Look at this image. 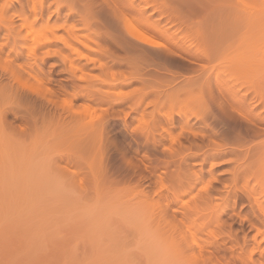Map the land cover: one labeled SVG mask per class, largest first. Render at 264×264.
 I'll use <instances>...</instances> for the list:
<instances>
[{
	"label": "rangeland",
	"instance_id": "rangeland-1",
	"mask_svg": "<svg viewBox=\"0 0 264 264\" xmlns=\"http://www.w3.org/2000/svg\"><path fill=\"white\" fill-rule=\"evenodd\" d=\"M14 2L17 7L18 3ZM56 2H59L62 7L59 15L54 12L57 6ZM132 2V0H45V4L51 8L50 21L48 17H44L45 20L37 17L38 20L35 21L33 19L35 15L29 6H25L24 13L17 10V7L8 9L2 15L7 23L10 18L15 21L16 32L20 34L17 36L18 39L9 36L11 32L3 29L5 28L4 24L0 21V31L2 32H0L2 37L0 38L2 41H0L3 42L4 51L7 49L6 55L3 52L5 56L0 54V202L8 201L5 204L7 211L3 210V203H0L2 208L0 218L5 215H2L1 212H6L7 215H5L7 222L4 223L3 220V224L0 225L1 229L5 225L4 229L0 230V264H90V261L91 264H103L104 262L106 264L108 261L107 264H118V261L120 264L122 262L130 264L134 260L142 259L141 257L147 256V254L149 256L142 259L145 264H158V256L162 251L159 252L158 249L156 250L158 247L154 249V246L150 245H146L148 247L146 248L140 241L142 239L141 231H145L143 229L148 226L152 228L155 226V232H152L154 234H151V238L153 236L152 240L156 241L155 234L158 233L160 227H170L162 229L168 232L166 235L162 230L157 235L158 237L164 235L160 236V239L161 237L165 238L167 244V248L164 245L167 249H163L164 251L170 252L171 250V255H178L176 256L178 259L175 256L171 258H174L175 263L176 259L179 261L185 259L184 264L186 262V264H191L190 261L194 256V261H197L192 262L194 264L198 261V264H264V251L260 252V249L264 250V247L257 250V245L254 244L256 241L252 239L254 238L253 233L257 232L258 224L263 227L260 222L261 217L250 207L244 189L247 187L244 186V184L247 185V179H244V182L242 180L246 178L243 176H246L247 173L249 177L251 171L244 159L245 156L238 154L240 150L248 148L245 149L244 145L250 142V139L248 140L250 134L246 130V121H242L236 115L234 107L231 105L236 103L232 97L233 87H230L233 86L232 81L235 78L231 77L236 72L237 76H241L242 73L240 75V71L235 69L233 60L230 66L221 72H216L214 68L209 69L204 80H199L194 75L198 70H202L201 65L205 64L202 53L206 52L210 46L220 45L229 36L234 37L239 34V42L248 52V34L245 35L247 29L243 23L244 20L242 22L240 19L244 17L242 8L239 6L240 0H134ZM247 2L252 4V0H247ZM32 3L35 13H39V0H33ZM74 4H88L90 7L78 14L70 7ZM92 5L95 7H91ZM229 6H233L236 13L233 10L230 11ZM121 16L128 17L141 30L140 32H146L164 47H150L151 45L135 38V35H129L120 23L119 17ZM236 16L240 18L237 19ZM46 22H48L49 30L46 27ZM61 23H63V29L60 26ZM41 27H46V29ZM54 29L62 37L69 34L67 35L68 41L77 47L82 45L74 41V37L80 35V38L83 37V39L84 36L91 41L93 38L96 39H93L96 42L92 43L93 49H90L92 52L87 50L89 48L82 46V48H86V54H84V49L82 51L79 47L81 50L79 51L83 53L81 58L71 48H65L62 42H53L50 46L46 44L43 46L40 44L41 42L37 43L38 36L40 37L41 34L50 35ZM3 30L7 32V36ZM14 32L15 30H13V35L16 34ZM67 36L64 38L67 39ZM4 42L7 43L6 47H4ZM23 44L24 47H22ZM70 49L73 54H70ZM84 55L92 58L93 61L89 62L90 58ZM61 58H64V61ZM2 63H7L6 67H10L14 71L3 68ZM221 79H224V83ZM240 82L237 85L234 82V88L240 85ZM33 84L34 86H32ZM213 84L221 97L220 111L215 113L211 120H208L200 114L198 108L189 106L186 100L195 87L207 86L211 90ZM66 101L67 103H65ZM64 108L69 112H65ZM70 111H74L75 115ZM232 111L234 112L232 113ZM180 118L184 121H177ZM91 122L92 130L88 128ZM86 125H89L86 127L87 131L84 128ZM181 125L185 127L182 128ZM100 130L104 131L100 133ZM198 134H200L197 136L198 140L199 137L201 139L197 140L199 143L195 148L194 145L191 146L189 139ZM164 135L165 137H163ZM186 135H190L187 140ZM183 145L185 148L182 147ZM217 145L223 147H217ZM177 148L186 150L185 152L179 150L180 154L175 150ZM176 152L180 155L177 156ZM172 153L174 156L171 155ZM232 153L237 154L233 155ZM34 158L37 161L36 165L35 160L32 162ZM182 158L184 163L181 165ZM127 161H132V164ZM166 161L167 163H165ZM44 164L48 166L47 168L45 165V168L48 169L46 172L39 169L40 165L42 167ZM15 165L19 167L17 173L13 172L15 168L12 170ZM183 168L185 169L183 170ZM56 170L57 173H53ZM185 170L189 171L184 173ZM39 171L45 173V176L42 174L47 180L42 179L46 186L41 181L43 188L37 191L34 183L38 182L37 178L42 177ZM38 172L39 177H37ZM58 172L63 173L58 174ZM192 172L193 174L198 172L199 181L195 179L197 182L192 183L193 187L190 186L189 191L183 190L187 185L183 187L181 183L193 180L195 176H192ZM186 173L193 178L189 179L190 175L188 176ZM194 181H190L188 186ZM236 182L241 186H239L240 188L244 187L241 189L244 191H240ZM58 187L67 189V191L60 189L62 190L60 192ZM44 188L51 192L52 188L58 190V196L54 194L56 191L48 193ZM73 192L78 197L73 196ZM172 192L176 193H173L175 196H179L178 200L174 195L173 198L171 197ZM25 193L28 198L24 199L27 205L34 200V205L31 208L26 207L28 210L24 209L25 201L23 205ZM88 193H92V195H86ZM34 194L40 199L48 194L53 197H44L43 203L41 202L42 206L40 205L41 208L37 209L40 199L28 197V195L34 196ZM201 194L210 199L207 210L205 207L203 208L205 212L201 213L206 215L207 212L217 210L218 216L221 215L219 216L220 221L219 217L218 220L214 218L216 221H213L212 218L213 222L207 218L210 220H205L206 225L200 224L204 227V229L202 227L203 230L199 225L200 228H196L198 224L196 217L195 221L192 220L194 217L187 218V221L182 217L184 212L181 214V211L186 209L182 206H193L194 208L197 202H202L205 198L201 199ZM157 195L161 197H157ZM167 196L176 199L177 204H173L175 201L171 200L172 203ZM48 198H50L48 202H53L56 199L60 201L57 203L55 201L56 205L51 206V203L46 202ZM75 198L78 203L75 202L72 205ZM153 198L155 199L153 200ZM161 198H166L168 201H163V199L160 201ZM208 199L206 200L208 201ZM148 200L152 201V205L147 202ZM153 201L156 203L155 206L158 203L160 207L169 202L171 212L173 207L177 209L175 213L177 219L174 220V224L172 223L177 227L173 229L172 225H168V223H164V220L162 221V218L161 220L158 218V216L161 217V208L158 205V208H155ZM178 201L180 202L178 203ZM81 202L99 207L97 211L96 208L92 206L93 209L90 206V209L96 210L98 213L91 212L93 211L91 210L89 213H92L93 216L95 214V216L90 219L89 215L91 214L87 215L84 205V208L79 206ZM144 204L147 205L142 210ZM68 205L72 206L68 207ZM8 206L11 207L9 210ZM199 206L201 207V205ZM36 209L39 212H36ZM153 209H159V211H153ZM18 210L31 211L29 212L30 218L26 212L27 215L22 214L23 220L18 218V214H16ZM21 213L19 212V214ZM100 213L105 216L107 214V217L108 214H113L112 216L118 219L110 223L113 218L110 216L111 220L109 218L110 221H107L106 224L103 219L106 217L100 216ZM211 214L206 217H212ZM239 214L242 218L238 217ZM13 215L17 218H14ZM144 215H152V218ZM201 215L198 219L199 223L204 222H200L204 219H201ZM25 216H27L26 220ZM128 216L139 218L138 227L136 223L133 224L136 229L134 241H129L122 231L123 225L129 224L128 221H124V217ZM143 216L146 220H143ZM138 218H136L137 221ZM136 219H134L135 221L132 219L133 223L136 222ZM101 220H104V223ZM158 220L163 223V226L160 222V225L157 224ZM33 221L35 223H32ZM175 221L181 224L179 223L178 226ZM189 221L191 223L193 221L195 224H191ZM206 221L211 223L209 222L208 225ZM217 221L221 223L217 224ZM94 222H96L95 228L91 225H95ZM97 224L102 226L101 230ZM102 224L108 225V228ZM97 227L98 230H96ZM167 229H173V231L169 230L172 233ZM180 231H183L184 234L182 232L180 234ZM147 233L149 232L147 231ZM169 233L171 241L169 238L166 239L169 237ZM172 234L175 236L174 238ZM190 234V240H188ZM208 234L214 236L211 238L216 239L210 240ZM244 235H247V239L243 238ZM191 239L198 241L200 247L196 241L194 242L196 245L192 244ZM205 239H209L213 243L211 244L210 241L207 243ZM214 240H218L217 245L214 244L216 242ZM243 241H245L244 244ZM97 242L101 247L103 246V249L100 250L99 246H96ZM163 242L164 239L161 243L165 244ZM161 243L159 247H161ZM168 243H171V246ZM219 243L223 245L221 246ZM119 244L120 250H117L116 246ZM158 244L152 243L155 246ZM180 244L181 246H178ZM114 247L116 251L113 250ZM178 247H182V249ZM251 247L255 251L253 254ZM136 248L139 249V254L133 251ZM249 249L251 252L248 251ZM125 251L128 252L126 255H129V257L125 255L127 260L125 257L121 258ZM178 252L182 255L179 256ZM247 253L253 255L252 262L247 259L251 254L248 256ZM198 254H200L199 259L197 258ZM106 255L108 261L105 259ZM113 255L119 256L121 259L116 258L117 262L113 260L114 263H112L111 260L115 259ZM180 257L181 259H179ZM100 258L102 261L99 260ZM188 259L190 261H187ZM168 260L167 263L170 264Z\"/></svg>",
	"mask_w": 264,
	"mask_h": 264
},
{
	"label": "bare ground",
	"instance_id": "bare-ground-1",
	"mask_svg": "<svg viewBox=\"0 0 264 264\" xmlns=\"http://www.w3.org/2000/svg\"><path fill=\"white\" fill-rule=\"evenodd\" d=\"M3 1V0H2ZM2 1L0 0V3H2ZM14 1H16L17 3H18V8L16 7V5H15V2ZM128 1V0H127ZM133 2H134V0H132ZM33 0H4L3 1V3L1 4L3 7L2 8H0V15H1V17H0V21H1V23H3L4 24V27L5 28H3V29H5L6 31L8 30V31H10L11 32V34L9 33V36L11 35V37L13 36V38L15 39V37L18 39V37L17 36H19V34L20 33H18V32H16L17 30H16V26H15V21L14 20H11V18H10V20H8V23H7V20L6 19H4V18H2V15L4 14V13H6L7 12V10L8 9H12V8H17V10H19L21 13H24V9H25V6H29V8H30V10H31V12L32 13H34L33 15H35V17L32 15V17H34L33 19H35V21H37L38 19H36L37 17H40V19H42V20H45V18L44 17H48V20L50 21V6L49 5H47V4H45V0H39V8H40V10H39V13H35V8H34V5H33ZM132 2V3H133ZM56 4H57V6H56V10H54V12L56 13V14H60V12H61V10H62V7H61V4L59 3V2H56ZM252 4L254 5V7L253 8H249V9H244V8H242L241 9V11L243 12L242 14L244 15V17L243 18H240V17H237V19L238 18H240L241 20H242V22H243V20H244V24H245V27H246V31H245V35H247L248 34V41H249V43H248V53H249V55H248V57L247 58H240V57H237V58H235L234 59V63H235V69H238L237 71H240V75H241V73H242V75H243V77H242V75L241 76H237V72L236 73H234L235 75H231L230 77L231 78H235V80L233 79V81H232V85L233 86H230L232 89H233V91H232V97H234V102H236V103H233V104H231V105H233V110L235 111V113H236V115H238L241 119H242V121L243 120H245L246 121V126H247V128H246V130H248V134H250V138H248V140L250 139V142H248V141H246V142H248L246 145H244L245 146V149H246V147H248L245 151V157L246 156H249V155H251V159H246V161H247V163H248V168H249V170L251 171L250 172V175H249V177H248V173L246 174V176H243V177H246V178H243L242 180H243V182H244V179H247V181H246V183H247V185H245L244 184V186L246 187V188H244L245 189V192H246V197H247V201L250 203H248L249 205H251L250 207H252L253 208V210H254V212L259 216V217H261V220H260V222H261V224L263 225V227L262 226H259V224H258V226H257V232H254V233H256L255 234V236H254V233H253V237L254 238H252V239H254L256 242H254V240H253V242H254V244L256 243V249L258 250V248H263L264 246V166H262V164H261V154L262 153H264V75H262V73H264V67H262V65H261V61H260V57H259V47H260V40H261V36H262V34H264V7H262V5H261V0H252ZM234 6V5H233ZM233 6H229L228 8H229V10L230 11H234V8H235V6H234V8H233ZM233 8V9H232ZM235 12V11H234ZM236 13V12H235ZM238 15H239V13H237ZM20 15H22V14H20ZM20 15H18L19 16V18H20ZM46 15V16H45ZM240 16H241V14H240ZM17 17V16H16ZM59 17V16H58ZM242 17V16H241ZM44 18V19H43ZM17 19V18H16ZM19 20V19H18ZM21 20V19H20ZM47 20V19H46ZM67 21H68V24H69V20L67 19ZM66 21V22H67ZM240 21V20H239ZM43 22V21H42ZM62 22H64V21H62ZM241 22V21H240ZM41 24V23H40ZM43 24V23H42ZM47 26V28H48V22H46L45 23ZM49 24H51V23H49ZM67 23H65V25L67 26L68 25ZM44 25V24H43ZM52 25V24H51ZM60 26H61V28H62V26H63V23H61L60 24ZM46 27L44 28V27H41V28H44V29H46ZM56 27V26H55ZM68 27H69V25H68ZM57 28V27H56ZM71 28V27H70ZM63 29V28H62ZM69 29V28H68ZM68 29H66V30H68ZM13 30H15V32L14 33H16V34H14L13 35ZM48 30H49V28H48ZM51 30H53L52 28H51ZM70 30V29H69ZM68 30V31H69ZM4 31V30H3ZM6 31H4V32H6ZM64 31H65V29H64ZM141 31V30H140ZM1 32V31H0ZM3 32V33H4ZM73 32V31H72ZM71 32V33H72ZM2 33V32H1ZM43 33V32H42ZM44 33H45V31H44ZM66 33H67V31H66ZM74 33V32H73ZM144 33V35L145 36H147V37H150L151 38V36L149 35V34H147L146 32H143ZM6 34V36H7V32L5 33ZM4 34V35H5ZM75 34V36H77V34L76 33H74ZM1 35V34H0ZM61 34H58L57 33V30H55L54 29V31L52 32V33H50V35H48V34H46V35H44V34H41L40 35V37L38 36V38H36V40H37V43H39V42H41L40 44L41 45H43V46H46V45H52V43L53 42H57V43H60V42H62L63 44L62 45H64L65 46V48L66 47H69V48H71L72 49V51L76 54V53H78L79 54V56L82 58L83 57V53L82 52H80L81 50H80V48L82 49V51H83V49H84V54H86L85 53V49L86 48H89V49H87V50H90L91 48L93 49V46H92V43L93 42H96V41H93V39H92V41L89 39V38H87V37H85L84 36V39H83V37H82V35H81V37L82 38H80V35H79V37L77 36L76 38H77V40H75L74 38H73V40L74 41H77V42H79V44H81L83 47H86V48H82V46L80 47V46H74L70 41H68V36L67 35H69V34H66L65 36H63L62 37V35L60 36ZM73 35V34H72ZM133 35H135V38H137L138 36H139V32L138 33H134ZM244 35V36H245ZM67 36V39H65L64 37H66ZM70 37V36H69ZM0 38H2L1 36H0ZM28 38V37H27ZM26 38V39H27ZM153 38V37H152ZM151 38V39H152ZM255 39V40H253V39ZM7 39V38H6ZM25 39V38H24ZM23 39V40H24ZM25 39V40H26ZM71 39V38H70ZM1 40V39H0ZM4 40V39H3ZM24 40V41H25ZM34 39H32V41H33ZM94 40H96V39H94ZM139 41H142L143 43H145L144 42V38L143 37H140L139 39H138ZM2 41V40H1ZM1 41H0V54L2 55L3 54V52H4V54H5V51L7 50H5L4 51V49L5 48H3V42L1 43ZM21 41V40H20ZM18 42H19V40H18ZM34 42V41H33ZM5 43V42H4ZM20 43V42H19ZM35 43H36V41H35ZM49 43V44H48ZM46 44V45H45ZM145 44H148L149 46L151 45V44H149V43H145ZM6 45H7V43H5L4 44V47H6ZM18 46V45H17ZM153 45H151L150 47H152ZM19 47V46H18ZM22 47H24V44L22 45ZM80 47V48H79ZM65 48H63V49H65ZM153 48H154V46H153ZM15 49H16V47H15ZM71 49L69 50L71 53L70 54H73L72 53V51H71ZM80 50V51H79ZM96 50V49H95ZM95 50H93V51H95ZM91 52H92V50H90ZM88 52L89 54L91 53V52ZM14 52H15V50H14ZM19 53V52H18ZM87 53V54H88ZM3 54V55H4ZM7 54V53H6ZM5 54V55H6ZM0 55V56H1ZM4 55V56H5ZM64 56V55H63ZM85 56V55H84ZM85 57H88V56H85ZM88 58H90V57H88ZM62 59V58H61ZM68 59V58H67ZM87 59V58H86ZM63 61H64V58L62 59ZM69 60V59H68ZM93 61L92 60V58H90L88 61L89 62H91V61ZM66 61V60H65ZM96 60L94 59V62H95ZM258 61H260L259 63H257ZM69 62V61H68ZM66 63V62H65ZM96 63V62H95ZM257 63V64H256ZM5 64H7V63H2L1 65H4L3 66V68H7L6 67V65ZM256 65V67H254ZM7 69H10V70H12L10 67H8ZM6 70V69H5ZM9 70V72H12V71H14V70H12V71H10ZM4 71V70H3ZM14 73V72H13ZM13 73H11V74H13ZM15 74V73H14ZM15 76V75H14ZM13 76V77H14ZM17 76V75H16ZM229 77V78H230ZM239 77H241L242 79H240ZM16 79H18L17 77H15ZM230 78V79H231ZM237 78V79H236ZM239 78V79H238ZM20 79V78H19ZM211 79V78H210ZM21 80V79H20ZM222 80V79H221ZM232 80V79H231ZM230 80V81H231ZM242 80V82H240ZM22 81V80H21ZM28 81V80H27ZM199 81V80H198ZM198 81H196L197 82V84H198ZM211 81V80H210ZM223 81V83H224V79L222 80ZM222 81H221V83H222ZM244 81V82H243ZM25 82H26V80H25ZM236 84H235V83ZM238 82H240L241 84L240 85H238L237 87H235L234 88V86L235 85H237V83ZM22 83H24L23 81H22ZM28 83V82H27ZM26 83V84H27ZM31 83V82H30ZM231 83V82H230ZM246 83V84H245ZM226 84V83H225ZM235 84V85H234ZM24 85H25V83H24ZM220 85H222V84H220ZM246 85V86H245ZM32 86H34V84L32 85ZM223 86H226V85H224L223 84ZM244 86V87H243ZM64 87V86H63ZM221 87V86H220ZM219 87V88H220ZM40 88V87H39ZM226 89H227V87H226ZM231 89V90H232ZM228 90H229V88H228ZM223 93V92H222ZM221 93V94H222ZM231 93V92H230ZM229 95H231V94H229ZM224 97V96H223ZM224 99V98H223ZM225 100V99H224ZM227 102V101H226ZM227 104H228V102H227ZM66 105V104H65ZM69 107V106H68ZM228 107V106H227ZM230 108V107H229ZM65 109V108H64ZM71 109V108H70ZM68 110V109H67ZM229 110H231V109H229ZM234 111H232V113L234 112ZM62 112V111H61ZM64 112V111H63ZM65 112H69V110L68 111H66V109H65ZM71 113H73L74 111H70ZM231 112V111H230ZM184 114H185V112H183ZM61 114V113H60ZM65 114H67V113H65ZM230 114V113H229ZM64 115V114H63ZM62 115V116H63ZM68 115V114H67ZM70 115V114H69ZM74 115H75V112H74ZM73 115V116H74ZM183 115V114H182ZM181 115V116H182ZM235 115V116H236ZM60 116V115H59ZM61 116V117H62ZM71 116H72V114H71ZM185 116H186V114H185ZM229 116V115H228ZM231 116V115H230ZM233 117H234V115H233ZM65 118V117H64ZM68 118H69V116H68ZM74 118V117H73ZM72 118V119H73ZM181 118H184V117H181ZM180 118V120H177V121H184L183 119H181ZM235 118H237V116L235 117ZM66 119V118H65ZM70 119V118H69ZM69 119H67V120H69ZM173 119V118H172ZM61 120V119H60ZM62 120H64L63 118H62ZM238 120V119H237ZM58 121H59V119H58ZM70 121H72V120H70ZM170 121V120H169ZM172 121V120H171ZM181 121V122H182ZM188 121V120H187ZM60 122V121H59ZM186 122V121H185ZM169 123V122H168ZM188 123V122H187ZM172 124V123H171ZM180 124H182V123H180ZM186 123H184V125H185ZM245 124V123H244ZM90 125V127H88ZM89 125H86V126H84V128H85V130L87 129L88 130V128H90L91 130L93 129V126L91 127V125H92V122H91V124L89 123ZM184 125H181L182 126V128H183V126ZM187 125V124H186ZM185 125V126H186ZM167 126V125H166ZM184 126V127H185ZM86 127H88V128H86ZM174 127V126H173ZM186 127H188V126H186ZM167 128V127H166ZM175 128V127H174ZM194 128V127H193ZM89 129V130H90ZM103 129V128H102ZM101 129V130H102ZM164 129V128H163ZM170 129V128H169ZM86 130V131H87ZM90 130V131H91ZM101 130H100V133H102L101 132ZM162 130V129H161ZM165 130V129H164ZM171 130V129H170ZM245 130V129H244ZM85 131V132H86ZM168 131V130H167ZM246 132V131H245ZM99 133V134H100ZM162 133V132H161ZM164 133V132H163ZM167 133V132H166ZM87 134V133H86ZM95 134H96V132H95ZM167 134H169V132L167 133ZM192 134V133H191ZM163 135V134H162ZM188 135V134H187ZM186 135V140H187V137L189 138V136H187ZM200 134H198V135H195L196 137H194V138H190L189 139V143L191 144V146H193L194 145V147L196 148L197 147V144L199 143L198 141L201 139L200 137H199V140H198V137L197 136H199ZM156 136V135H155ZM159 136V135H158ZM158 136H157V139H158ZM161 137V136H160ZM163 137H165V135L163 136ZM246 137V136H245ZM162 138V137H161ZM202 138H204L203 136H202ZM154 139V138H153ZM160 139V138H159ZM163 139V138H162ZM177 140V139H176ZM198 140V141H197ZM244 140H245V138H244ZM155 141V140H154ZM158 141V140H157ZM152 142H153V140H152ZM177 142H179V141H177ZM155 143V142H154ZM179 143H181V142H179ZM160 144V143H159ZM178 144V143H177ZM181 146V145H180ZM180 146H179V148H180ZM177 147V146H176ZM182 147H184L185 148V146L183 145ZM182 147H181V149H182ZM200 147V146H199ZM189 148H190V146H189ZM242 148H244V147H242ZM250 149V150H249ZM175 150H177L180 154H181V152L184 150H178V148L177 149H175ZM174 150V151H175ZM186 150V149H185ZM185 150L183 151V152H185ZM238 151V150H237ZM177 153V152H176ZM176 153H174V154H176ZM179 153H177L176 155L178 156V154ZM239 153V152H238ZM179 154V155H180ZM124 155H126V154H124ZM172 156H174L173 155V153L171 154ZM171 156V158H174V157H172ZM166 157H168V156H166ZM170 157V156H169ZM244 157V156H243ZM5 158H7V156H5ZM208 159V158H207ZM245 159V158H244ZM34 160H35V158L33 159V161L32 162H34ZM184 160H185V158H184ZM36 161V160H35ZM159 161H160V159H159ZM162 161V160H161ZM163 161H165L164 159H163ZM180 161H182V163H181V165L184 163L183 162V158L180 160ZM127 162H129L130 164H132L130 161H127ZM169 163H170V161H168ZM206 162V161H205ZM36 163H37V161L35 162V165H36ZM164 163V162H163ZM165 163H167V161L165 162ZM168 163V164H169ZM46 164H48V163H46ZM46 164H44V165H42V167H41V165H40V167H39V169L41 170H43L44 172H46V171H48V166L46 165ZM45 165H46V167L47 168H45ZM164 165H166V164H164ZM212 165V164H211ZM210 165V166H211ZM16 166L17 165H15V166H13V168H12V170H13V172H15V173H17V170H19V167H18V169L16 168ZM183 167H185V166H183ZM191 167V166H190ZM43 168H45V169H43ZM186 168V167H185ZM185 168H183V170L185 169ZM187 169V168H186ZM191 169V168H190ZM38 170V169H37ZM192 171H193V167H192V169H191ZM212 170V169H211ZM211 170H210V172H211ZM43 171H39V172H41L40 173V176L42 175V177H39L38 175H39V172H38V174H37V177H39V178H41V179H39V178H37L38 179V184L37 183H34V184H36V189H37V191H39V190H41L42 188H43V186H42V182H43V184L45 185V182L43 181L44 179L45 180H47L45 177H43V174H44V176H45V173L43 172ZM187 170H185L184 171V173L186 172ZM189 171V170H188ZM187 171V172H188ZM209 172V171H208ZM209 172V173H210ZM43 173V174H42ZM53 173H57V170L55 171V172H53ZM59 173H63V172H58V174ZM190 173V172H189ZM47 174V173H46ZM60 174V175H61ZM186 174H188V173H186ZM192 174V176H195L194 177V179L192 180L191 179V175L190 174H188V176L190 175V178L189 179H191L190 181H194L195 179H199V174H198V172H195L194 174H193V172L191 173ZM211 174H212V172H211ZM184 175V174H183ZM64 176V175H63ZM188 176H187V178H188ZM238 176V175H237ZM248 177V178H247ZM185 178H186V175H185ZM193 178V177H192ZM43 179V180H42ZM237 179V178H236ZM241 179V178H240ZM197 180H195L194 182H191V184L193 183H195V182H197ZM241 180V181H242ZM37 180L35 179V182H36ZM42 181V182H41ZM189 180H187L186 182H182L181 183V186H186V187H184L185 189H183V190H190V186H192L193 187V184L191 185H189L188 186V183H190V181L188 182ZM199 181V180H198ZM237 181V180H236ZM254 181V182H253ZM72 182V181H71ZM238 182V181H237ZM236 182V185H237V187H239L240 185H238V183ZM243 182H240V183H243ZM253 182V183H252ZM186 183V184H185ZM183 184V185H182ZM38 185H40V186H38ZM241 185H243V184H241ZM46 186V185H45ZM44 186V187H45ZM67 186V184L65 185V187ZM188 187V188H187ZM241 187V186H240ZM239 187V188H240ZM41 188V189H40ZM243 188H240V191H244V190H241V189H243ZM39 189V190H38ZM47 188H44V190H46ZM60 189H62V187H58V190H60ZM52 190L53 191H56V189L54 190L53 188H52ZM58 190L56 191V192H54V194H56L55 196H58L57 194H58ZM62 190H66L67 191V189H62ZM62 190H60V192L62 191ZM142 190H145V189H142ZM188 190V191H189ZM47 191H48V193H50L51 192V190H48L47 189ZM53 191L51 192V193H53ZM141 191V190H140ZM139 191V192H140ZM45 192V191H44ZM59 192V193H60ZM64 192V191H63ZM144 192V191H143ZM142 192V193H143ZM46 193V192H45ZM146 193V192H145ZM157 193V192H156ZM174 192H172V196H171V194H170V196L173 198L175 195L174 194H176V193H174ZM243 193V192H242ZM73 194V196L75 195L74 194V192L72 193ZM158 194V193H157ZM161 194V193H160ZM142 195V194H141ZM151 195V194H150ZM152 195H153V192H152ZM161 195H164L163 193L161 194ZM174 195V196H173ZM202 195V194H201ZM201 195H199V196H201ZM27 193H25V195H24V197H23V205L25 204V202H26V200H24V199H26L27 197ZM50 196H52L51 194H48V196L46 195V196H43V198L42 199H40V198H37L36 197V195L34 194V196H30V195H28V197H31V198H33V197H35V198H37V200L38 199H40V200H38V202H40V204L38 203V207L39 208H37V209H40L41 208V204L43 203L42 201L44 200V197L46 198V197H50ZM70 196H71V193H70ZM69 196V197H70ZM76 196V195H75ZM154 196V195H153ZM160 195H157V197H159ZM165 196V195H164ZM169 196V195H168ZM167 196V197H168ZM26 197V198H25ZM53 197V196H52ZM76 197H78V195L76 196ZM161 197V196H160ZM178 197L179 196H175V198L178 200ZM245 197V198H246ZM34 198V199H35ZM168 198H170V197H168ZM172 198H170V201L172 200V201H175L173 204H175L176 203V199L174 200V199H172ZM198 198H200V197H198ZM203 198H205L204 200H202V202L201 201H199L200 203H198L197 202V207L195 206V204H194V208H193V206L192 207H189V206H187V207H185V205L184 206H182V208H186V209H183L182 211H181V214H182V212H184V215L182 214V217H184V219H187V218H192V217H194L192 220H196V221H198V224L196 225V228H200V229H202V225H200V224H203L204 223V225H206L205 224V220L207 219V218H210V219H207V220H210V221H212V218L214 219H217L218 220V217L219 216H221L220 214H219V216H218V214L217 213H219L217 210V212L215 211V212H207L206 213V215L208 216V214H211V213H213V214H211V215H213V216H216V217H206V215L204 214V213H201V212H205L204 210H203V208H205L206 207V209L205 210H207V206L209 205V200L210 199H208V198H206V197H204L203 195H202V198L201 199H203ZM5 199H7V198H5ZM28 199V198H27ZM49 199L50 198H48V200L46 199V202H48L49 201ZM79 199V198H78ZM155 198H153V200H154ZM162 199L163 198H161V200L160 201H162ZM201 199H199V200H201ZM206 199H208V201L206 200ZM69 200V199H68ZM157 200H158V198H157ZM156 200V201H157ZM164 200H166V198L165 199H163V201ZM3 201V200H2ZM7 201V200H6ZM6 201H4V202H0L1 204H2V208H3V210H5L6 209V207H7V205H5L6 204ZM14 201V200H13ZM25 201V202H24ZM56 201V203L57 202H59V201H57V199L55 200ZM55 201H53L54 202V204H53V202H48L49 204L51 203V206H55L56 205V203H55ZM70 201H71V198H70ZM159 201V200H158ZM157 201V202H158ZM168 201V199L166 200V202ZM207 201V202H206ZM8 202V201H7ZM34 200H32V202L30 203V204H28L27 205V202H26V204L24 205V209L26 208V207H28V209L29 208H31L33 205H34ZM42 202V203H41ZM75 202H77L78 203V201H77V199L75 198L74 199V202H72L71 204L73 205ZM149 204L152 202L151 200H148L147 201ZM146 202V203H147ZM154 202V201H153ZM180 201H178V203H179ZM204 202H206V203H204ZM13 203V202H12ZM47 203V204H48ZM76 203V204H77ZM158 203H160V202H158ZM158 203H157V205H158ZM169 203V202H168ZM166 204L165 206H159V208H161L160 209V214H161V217H159L158 216V218H160V220H161V218H162V221L164 220V223L166 222V223H168V225H172L171 227H173V229H174V227H177V226H174L173 224H174V220H176L177 219V217H176V215H175V213H176V210L177 209H174V207L172 208L173 210H172V212H171V208H170V205L169 204ZM196 203V202H195ZM208 203V204H207ZM70 204V203H69ZM148 204V205H149ZM155 202H154V206H155ZM160 204H163V203H160ZM177 204V203H176ZM202 204H203V206H202ZM27 205V206H26ZM41 205V206H40ZM72 205H68V207L69 206H72ZM78 205V204H77ZM77 205H76V207H77ZM83 205H84V207H83ZM86 205V206H85ZM87 205H88V207H87ZM145 205V204H144ZM147 205V204H146ZM146 205L145 206H143L142 207V210L144 209V207H146ZM151 205H152V203H151ZM157 205L155 206V208L157 207ZM193 205V204H192ZM199 205H201V207L199 206ZM206 205V206H205ZM1 206V205H0ZM6 206V207H5ZM49 206V205H48ZM79 206H81L82 208H84V209H86V210H84V211H86L87 212V215H89V214H91V215H89V217H90V219H91V217H94L95 216V214H94V216H93V214L92 213H89L91 210H93L94 208H96V210L98 211V208L99 207H95L94 205H89V204H85V203H83L82 204V202H81V205H79ZM90 206H91V208H93V209H90ZM93 206V207H92ZM5 207V208H4ZM47 207V206H46ZM189 207V208H188ZM1 207H0V210L2 209ZM11 207H9L8 206V210L10 209ZM150 208H151V206H150ZM158 208V207H157ZM252 208H251V210H252ZM27 208L25 209V210H28ZM37 209L35 210L36 212H39V211H37ZM48 209H49V207H48ZM64 209H66V207H64ZM88 209V210H87ZM90 209V210H89ZM96 210H93V211H91V212H95ZM146 210V209H145ZM150 210V209H149ZM157 210V209H156ZM156 210H154L153 209V211H156ZM203 210V211H202ZM2 211V210H1ZM6 211H7V209H6ZM35 211H34V214H36L35 213ZM55 211V210H54ZM95 212V213H98V212ZM132 211V210H131ZM157 211H159V209L157 210ZM9 212V211H8ZM16 212V211H15ZM19 212L21 213V214H19ZM26 211H21V210H18V213H16V214H18V218L20 217L22 220H23V215H27L29 218H30V213L29 212H31V211H27L26 213H25ZM146 212H149L148 210H146ZM253 212V213H254ZM2 213V215L3 214H5L6 215V212L4 213V212H1ZM25 213V214H24ZM128 213H130V212H128ZM150 213V212H149ZM152 213V212H151ZM254 213V214H255ZM15 214V213H14ZM23 214V215H22ZM131 214V213H130ZM132 214H134V212H132ZM157 214H159V213H157ZM202 214V215H201ZM215 214V215H214ZM238 214V213H237ZM1 215V214H0ZM5 215H3V216H1V220H2V222H0V225L1 224H3V220H4V223L5 222H7V219H5L6 218V216ZM99 215V214H98ZM103 214H101L100 213V216H102ZM113 214H111V215H109L108 214V217H107V214H106V216L105 215H103V217L105 216L106 218H103L106 222V224H107V221H110L111 220V217L110 216H112ZM155 215H156V213H155ZM200 215H201V219H203V220H201L200 222H202V221H204V222H202V223H199V217H200ZM203 215H204V217H203ZM236 215V214H235ZM241 214H239V218L241 217L242 218V216H240ZM5 216V217H4ZM27 216H25L24 217V219L26 220L27 219ZM145 217L147 216V215H144ZM144 216H143V220L145 219L146 220V218H144ZM149 216H151V218H152V215H149ZM149 216H147V217H149ZM210 216V215H209ZM258 216H257V218H258ZM2 217H4L3 219H2ZM13 217L14 218H17V217H15L14 215H13ZM98 217V219H100L99 218V216H97ZM112 217H114V216H112ZM133 216H128V217H124V221L125 222H127V223H129V224H135L136 223V226L138 225V223H139V218L138 217H136V218H138V221H137V219L136 218H132ZM195 217H196V219H195ZM198 217V218H197ZM245 217V216H244ZM28 218V219H29ZM101 218V219H102ZM109 218H110V220H109ZM126 218H128L127 220H126ZM131 218V219H130ZM157 218V219H158ZM246 218V217H245ZM244 218V219H245ZM95 219H97V218H95ZM106 219H108V220H106ZM132 219H133V221H135L134 219H136V222H134L133 223V221H132ZM147 219H149V218H147ZM154 219H156L155 218V216H154ZM153 219V220H154ZM213 220V221H216V220ZM248 219V218H247ZM0 220V221H1ZM6 220V221H5ZM32 220V219H31ZM30 220V221H31ZM33 220H34V218H33ZM104 220H101L102 221V223H104ZM153 220H152V222H153ZM189 220H191V219H189ZM248 220H250V219H248ZM247 220V221H248ZM258 220H259V218H258ZM18 221H19V219H18ZM28 221V220H27ZM27 221H25L26 223H31V222H27ZM35 221V220H34ZM32 222V223H35V222ZM94 221H97V220H94ZM100 221V220H99ZM98 221V222H99ZM130 221V222H129ZM148 221V220H147ZM154 221H156V220H154ZM183 221V220H182ZM187 221H188V219H187ZM209 221V222H210ZM212 221V222H213ZM219 221H220V217H219ZM222 221V220H221ZM91 222V221H90ZM113 222V219H112V221L110 222V223H112ZM149 222H150V220H149ZM157 222V221H156ZM159 220H158V223L157 224H159ZM190 222V221H189ZM207 222V221H206ZM209 222H207L208 223V225H209ZM225 222V221H224ZM223 222V223H224ZM242 222V221H241ZM23 223H24V221H23ZM92 223H93V221H92ZM96 222H94V224H95ZM109 223V222H108ZM161 223V222H160ZM173 223V224H172ZM175 223H176V221H175ZM180 223V222H179ZM179 223H176V224H178V226H179ZM191 223V222H190ZM194 222L192 221V223L191 224H193ZM211 223V222H210ZM217 224H220V223H218V221L216 222ZM259 223V222H258ZM101 224V223H100ZM100 224H97V226L100 228V230L102 229V226H99ZM103 225V226H106V228H108L107 226L108 225ZM150 224H151V222H150ZM153 224V223H152ZM175 224V225H176ZM181 224V223H180ZM195 224V223H194ZM6 225H7V223H6ZM92 225V227L94 226V228L96 227V224L95 225H93V224H91ZM112 225V224H111ZM160 225V224H159ZM161 225L163 226V223H161ZM198 225L200 226V227H198ZM208 225H207V227H208ZM257 225V224H256ZM255 225V226H256ZM4 226L5 225H3V227H2V229H4ZM151 226V225H150ZM165 226V225H164ZM184 226H186L185 224H184ZM98 227L96 228V230H98ZM110 227V226H109ZM112 227V226H111ZM138 227V226H137ZM136 227V228H137ZM149 227V226H148ZM145 227L143 230H145V231H141V234H140V236H141V243H143L144 245H145V247L146 248H148L147 246L148 245H150L151 247L152 246H154L153 248L155 249L156 247H158V248H156V250L158 249V251L159 252H161L162 251V253H161V255L160 256H158L159 257V262H158V264H162V262H163V264H168L167 263V260L170 262V264H184V260L185 259H181V257L179 258V259H181V260H183V261H179V260H177L178 259V257H176V256H178V255H171V250L170 249H172L171 247H170V249H168V250H170V252L169 251H167L168 252V254L170 253V255H168V254H166L167 252L166 251H164V250H167L166 248H167V244L165 243L166 241H165V238H163V237H161V239L163 238L164 239V242L163 243H165V244H162L161 242H162V240L160 239V236H162V235H160L159 237H158V233H159V231H161L163 228H161L160 226V230L158 231V235L157 234H155L156 235V237H155V239L157 238V241L156 240H152L153 239V236H152V238H151V234H152V232L154 231L155 232V226L152 228V227ZM252 227V226H251ZM254 227V226H253ZM105 228V227H104ZM105 228V229H106ZM146 228H147V230H146ZM166 228H170V227H166ZM166 228H164V229H166ZM187 228V227H186ZM206 228V227H205ZM1 228H0V230H2ZM90 229H92V228H90ZM111 229V228H110ZM152 229V231H149V230H151ZM173 229H167V231H169V230H172L173 231ZM176 229V228H175ZM203 229H204V227H203ZM202 229V230H203ZM207 229H209V228H207ZM206 229V230H207ZM252 229V228H251ZM255 229V228H254ZM255 229V230H256ZM89 230V229H88ZM95 230V231H96ZM157 230H158V228H157ZM180 230V229H179ZM201 230V231H202ZM104 231V230H103ZM147 231L149 232V233H147ZM166 230H162V232H164L165 234L164 235H166L168 232H165ZM172 231H169L170 233H172ZM175 231V230H174ZM190 231V230H189ZM199 231V230H198ZM107 232V231H106ZM144 232H146L145 234H144ZM176 232H177V230H176ZM181 232H182V234H184L183 233V231H180V234H181ZM203 232V231H202ZM211 232V231H210ZM210 232H208V233H210ZM95 233H97V231L95 232ZM99 233V232H98ZM161 233V232H160ZM169 233V237H167L166 239H170V236H171V234ZM147 234V235H146ZM154 234V233H153ZM152 234V235H153ZM174 234V233H173ZM173 234H172V236H173ZM191 234H192V232H191ZM191 234L189 235V238H188V240H190V236H191ZM146 235V236H145ZM163 235V236H164ZM174 235H176V234H174ZM186 235H188V234H186ZM248 235V234H247ZM247 235L245 236L244 235V237L243 238H246L247 239ZM178 236H179V234H178ZM178 236H177V238H178ZM212 236V235H211ZM211 236H209V234H208V237H210L209 239L211 240V239H216V238H211ZM146 237V238H145ZM175 236H173V238H174ZM187 237V236H186ZM196 237V236H195ZM208 237H206V238H208ZM212 237H214V236H212ZM172 238V239H173ZM180 238V237H179ZM183 238H185V236H183ZM192 238H193V236H192ZM145 239V240H144ZM160 239V240H159ZM176 239V238H175ZM209 239H205L206 240V242L208 243L210 240ZM144 240V241H143ZM148 240V241H147ZM181 240V239H180ZM194 240V239H193ZM192 239H191V242H192V244H195L194 242L196 241V240H194L193 241ZM244 240V239H243ZM249 240V239H248ZM161 241V242H160ZM170 241H171V239H170ZM170 241H167V242H170ZM174 241V240H173ZM179 241V240H178ZM184 241V240H183ZM213 241V240H212ZM214 241H216V242H214V244L215 245H217L218 244V240H214ZM145 242H147L146 244H145ZM150 242V244H148ZM155 242H156V244H158L159 242L162 244L161 245V247H159L160 246V243L157 245V246H155V245H152V243L153 244H155ZM175 242V241H174ZM198 241H196V243H197ZM244 242L245 241H243V244H244ZM98 243V242H97ZM99 243H100V241H99ZM98 243V244H99ZM181 243V242H180ZM186 243H188L187 241H186ZM185 243V244H186ZM210 243L212 244L213 242H211L210 241ZM96 245V246H99V249L101 250V249H103V246L101 247L100 246V244L99 245ZM171 243H168V245L169 246H171L170 245ZM176 244H179V243H176ZM176 244H174V245H176ZM183 244V243H182ZM188 244H190V242L188 243ZM198 244V243H197ZM246 244V243H245ZM147 245V246H146ZM164 245H166V248H165V246ZM184 245V244H183ZM182 245V246H183ZM196 245V244H195ZM219 245H223V244H221V243H219ZM218 245V246H219ZM118 246V247H117ZM116 246V249L117 250H120V248H119V246H120V244L119 245H117ZM162 246H164V247H162ZM168 246V247H169ZM178 246H181V244L180 245H178ZM186 246H187V244H186ZM198 246H199V244H198ZM214 246V245H213ZM183 247H185V246H183ZM194 247V246H193ZM200 247V246H199ZM217 247V246H216ZM220 247V246H219ZM241 247H243L242 245H241ZM247 247V246H246ZM162 250H161V249ZM176 248V247H175ZM178 248H181L182 249V247H178ZM196 248H197V246H196ZM250 248V247H249ZM252 248V247H251ZM115 249V247L113 248V250ZM116 249H115V251H116ZM121 249H122V244H121ZM160 249V250H159ZM164 249V250H163ZM173 249H174V246H173ZM187 249H188V247H187ZM189 249H190V245H189ZM192 249V248H191ZM190 249V250H191ZM198 249V248H197ZM244 249V248H243ZM100 250H98V251H100ZM183 250H184V248H183ZM254 249L252 248V252H251V249H249L248 251H250L252 254H253V252H255V251H253ZM97 251V252H98ZM114 251V252H115ZM146 251H147V249H146ZM145 251V252H146ZM178 251H179V249H178ZM187 251V250H186ZM195 251V250H194ZM247 251V250H246ZM262 251H264L263 249L261 250L260 249V252L262 253ZM96 252V251H95ZM101 252V251H100ZM102 252H103V250H102ZM112 252V251H111ZM163 252H165V254H163ZM172 252H174V251H172ZM181 252V251H180ZM192 252V251H191ZM195 252H198V251H195ZM194 252V253H195ZM126 253H128V252H126L125 251V254L123 255V256H121V258H124L125 257V255H126ZM147 253H149V251H147ZM146 253V254H147ZM184 253H185V251H184ZM186 253H188V251L186 252ZM251 253H247V255L249 256V254H251ZM165 256H163V255ZM176 254V253H175ZM177 254H179V252L177 253ZM196 254V253H195ZM251 254V256H250V258L249 257H247V259L248 260H250L251 262L253 261V259H252V255ZM99 255H100V253H99ZM128 255V254H127ZM126 255V256H127ZM157 255H158V253H157ZM180 255H182V254H179V256ZM187 255V254H186ZM191 255V254H190ZM189 255V256H190ZM199 255L200 254H198V256H197V258L199 257ZM101 256H103L104 257V255H101ZM100 256V257H101ZM114 256V255H113ZM140 257H141V255H139ZM143 256V255H142ZM146 255H144L143 257H141L142 259H144V257H145ZM147 256H149V254H147ZM146 256V257H147ZM167 256V257H166ZM173 256H175L177 259H176V263H175V260H173V259H171ZM188 256V255H187ZM235 256V255H234ZM263 256V255H262ZM98 257V256H97ZM103 257H101V258H103ZM106 257H107V255L105 256V259H106ZM127 257H129V255L127 256ZM127 257H125L126 258V260H127ZM145 257V258H146ZM160 257H162L161 259H160ZM163 257H164V259H163ZM193 257L194 256H192V259H191V261H190V259H188L187 261H190V263L191 264H194V263H192V262H197V261H194V259H193ZM101 258L99 259V260H101ZM109 258V257H108ZM114 258L115 259H112L111 260V262L114 260V262H117V261H115V260H117L118 258H119V260L121 259L119 256H114ZM117 258V259H116ZM167 258V259H166ZM182 258H184L183 256H182ZM189 258V257H188ZM196 258V257H195ZM257 258V257H256ZM166 259V260H165ZM199 259V258H198ZM237 259V258H236ZM92 260H94V259H92ZM97 260V259H96ZM107 260V259H106ZM109 260V259H108ZM107 260V261H108ZM125 260V259H124ZM123 260V261H124ZM161 260V261H160ZM197 260V259H196ZM102 261V260H101ZM103 261H104V259H103ZM178 261V262H177ZM255 261V260H254ZM99 262V261H98ZM109 262V261H108ZM107 262V263H108ZM114 262H112V263H114ZM122 262V261H121ZM261 262V261H260ZM96 263V262H95ZM102 263V262H101ZM105 263V262H104ZM103 263V264H104ZM106 263V264H107ZM187 263V262H186ZM185 263V264H186ZM198 263H199V261H198ZM198 263H195V264H198ZM254 263V262H253ZM255 263H257L256 261H255ZM90 264H91V261H90ZM110 264V263H109ZM118 264H120L119 263V261H118ZM122 264H123V262H122ZM127 264V263H126ZM189 264V263H188Z\"/></svg>",
	"mask_w": 264,
	"mask_h": 264
},
{
	"label": "snow or ice",
	"instance_id": "snow-or-ice-1",
	"mask_svg": "<svg viewBox=\"0 0 264 264\" xmlns=\"http://www.w3.org/2000/svg\"><path fill=\"white\" fill-rule=\"evenodd\" d=\"M261 5L264 7V0H261ZM239 6L244 9L253 8L254 5L247 2V0H240ZM3 6L0 5V8ZM73 11L77 12L78 14L80 12L86 11L88 7H90L88 4H74L70 5ZM91 7H95V5H92ZM120 23L124 28V31L127 32L129 35H133L134 33L139 32V36L144 38L145 43H149L157 48H163L164 45L159 43L156 40L151 39L150 37H147L144 35L143 32H140L139 28H137L132 21L128 19L126 16L119 17ZM240 41V35L237 34L236 36H229L223 40V42L215 47L210 46L206 52L202 53V56L205 60V64L201 65L202 70H198L194 75L197 76L199 80H204V78L208 75L209 69L214 68L216 72H221L222 70H225L228 68L231 64V62L237 58H247L249 53L243 49ZM259 57L261 61L262 67H264V34L261 36L260 40V47H259ZM226 74V73H225ZM264 75V73H262ZM221 100V97L219 96V93L215 87V84H213L211 90L205 86L203 88L197 86L192 90L191 95L187 98L186 103L189 106L198 108L200 114L208 119L211 120L213 118V115L215 113H218L220 111V105L219 101ZM67 103V101L65 102ZM217 147H223L222 145H217ZM250 150V149H249ZM233 155H236L237 153H232ZM240 156H245V150H240L238 153ZM245 159H251V155L246 156ZM261 164L264 166V153L261 154ZM231 166V165H230ZM241 175H243V172H241ZM86 195H92V193H88ZM114 221L117 220V217L112 218ZM122 231L124 234L128 237L129 241H134L136 229L131 224H125L123 225ZM133 251L136 254H139V249H133ZM130 264H145V262L142 259L134 260L130 262Z\"/></svg>",
	"mask_w": 264,
	"mask_h": 264
}]
</instances>
